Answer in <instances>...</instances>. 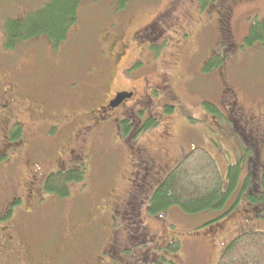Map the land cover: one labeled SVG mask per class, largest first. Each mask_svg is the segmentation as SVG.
I'll use <instances>...</instances> for the list:
<instances>
[{
	"label": "rangeland",
	"instance_id": "1",
	"mask_svg": "<svg viewBox=\"0 0 264 264\" xmlns=\"http://www.w3.org/2000/svg\"><path fill=\"white\" fill-rule=\"evenodd\" d=\"M48 1L50 0H0V109L6 98L5 94L11 91L10 85L15 84L17 89L10 93L11 98L23 100L22 103L27 108V114L18 108L16 113L20 117L17 119L28 122L30 106L42 112V107L47 105L52 112H58L65 106L76 107L75 105L81 104L85 112L89 111L106 95L107 91L101 93L99 89L107 82L98 73L102 68H110H107V63H111L114 57L108 48L115 35L122 31V42L126 41L128 44L124 64L128 65L136 58L139 65L133 70V75H130L132 77L121 74L124 65L115 68L111 78L113 85L131 86L141 91L143 80L148 75L155 79L156 87L163 85L161 82H164V77H169L175 95L173 93L165 97L170 101L166 109H170L176 101V109L180 110L172 114L162 112L158 102H153L148 108L160 120H157L155 127L145 130L139 141L148 159L160 162L163 166L161 175L150 184L138 179L136 170L129 163L134 158L130 149L137 147V140L120 138L122 144H115L112 136L106 134L107 128H100L97 145L87 144L91 149L93 147L95 153L91 161L90 184L87 188L84 181L72 185V195L68 199L61 200L63 198L59 196L58 201L52 204L53 211L57 212V220L62 221L57 230L52 227V234L56 230L57 237L52 255L59 256V251L62 250L63 238L70 229L68 218L72 216L78 223L82 220L85 212L83 201L89 200V195L93 201L108 198L114 204L129 203L125 198L132 200L136 196L152 198L167 174L196 146L205 148L216 158L226 189L230 187L229 167L237 162L241 163L239 181L228 196L227 209L230 212L223 219L217 220L218 224L215 226L214 222L207 224L221 215V212L214 210L191 214L180 206H172L167 212L155 217L151 214L148 223L157 234V239L166 243L163 249L155 250L153 247L147 249L148 253L138 252L136 256L140 257L136 264H173L172 261L177 264H220L221 255L235 237L245 232L264 231V206L252 202L244 189L248 179L250 188L261 189L264 144L257 145L260 148L257 150L263 151L261 163L240 133L232 128L224 129L230 125L228 121L221 116L219 122L215 119L213 107L228 87L240 95V102L245 104L247 110L261 106L263 100L258 96L264 97V45L248 48L242 43V52L227 57L220 68L206 71L204 67L209 56L208 50L216 49L217 42L226 37L225 31L220 30L218 21H215L216 24L214 22V0H130L124 9H119V0H85L81 4L78 20L70 31L69 40L61 48L55 47L47 38L39 37L14 50H6L3 45V21L9 17L24 16ZM252 1L255 4L247 3L246 0L239 2L238 13L241 15L234 23L233 36L236 44L242 42L249 28L245 17L255 15L256 11L259 14L250 23L256 21V18L261 20L264 17V0ZM177 5L186 13L175 24L173 20H169L174 18L171 8ZM150 22L157 27L152 30L156 35H160V27L165 26L162 30L166 40H151L146 35V30L135 38L136 31L143 30ZM185 31L189 36L186 40ZM164 42V52L160 51L158 54L152 46L162 45ZM190 44H193L195 52L191 50L189 53ZM144 73L146 77L141 76ZM24 92L28 94L23 95ZM88 102H91V107H88ZM185 112H188L186 119L194 128L192 131L187 129L190 127L187 122L184 125ZM7 116L0 121V154L15 145L7 133L11 123L6 120ZM165 125L169 126L170 134L162 136L160 133ZM94 132L95 130H91L86 136L89 137ZM60 143L57 139L56 147ZM44 145L47 146L45 151L52 149L50 141ZM32 154L34 157L40 152L34 149ZM28 156H31L28 160L9 159L10 163L16 161L12 165L5 163L7 157L0 159V206L5 200L24 191V188H16V182L17 178L23 179L22 183L24 179L30 178L29 169L33 158L31 154ZM251 170L254 172L250 173ZM88 208L91 209L90 204ZM54 218L52 215V220ZM38 223L44 224V219ZM34 228H47H40L30 222L23 230L26 236L29 235L42 248L41 240L44 235ZM175 242L178 249H174L177 246ZM78 243H81V239ZM75 250L80 252L76 255V264H81V247ZM161 254L164 257L159 261L155 256L158 258Z\"/></svg>",
	"mask_w": 264,
	"mask_h": 264
},
{
	"label": "flooded vegetation",
	"instance_id": "2",
	"mask_svg": "<svg viewBox=\"0 0 264 264\" xmlns=\"http://www.w3.org/2000/svg\"><path fill=\"white\" fill-rule=\"evenodd\" d=\"M246 1L255 4L252 0ZM239 2L240 0H214V22L218 21L220 30L225 31L226 37L217 42L216 49L210 48L208 50L209 56L205 60L204 69L216 56H220L225 63L227 57L236 52H242V47L246 46L244 38L253 23L250 21L259 12L256 11L255 15L245 17L249 28L243 36L242 42L236 44L233 36L234 23L241 15L238 13ZM171 11L174 12L172 14L174 18L170 19L169 22L173 20L175 24L182 20V16L186 13L178 5L172 7ZM162 27L165 26L160 27V35H156L152 30L157 27L150 22L143 30L136 31L135 38L141 36L140 32L146 30L145 33L151 40L162 39L164 41L166 38L163 36ZM120 32L122 31L115 35L111 47L108 48L114 57L111 63H107V68H110H102L98 73L100 78H104L107 82L105 86L99 89L101 93L107 91L106 95L102 101L99 103L97 101L92 107L91 102H88V107H91L89 111L85 112L81 104L75 105L76 107L69 106L66 108L65 106L66 109L62 108L58 112H52V109H48L47 105L42 107V112L30 106V115H28L30 119L26 122L17 119L20 115L16 113L20 107V111L27 114V108L22 103L23 100L11 98L10 93L16 91L17 86L15 84L10 85L11 91L5 94L6 98L1 104L2 109H0V121L8 115L6 120L11 123L7 133L15 145L5 153L0 154V159L7 157L5 163L12 165L16 161L10 163L9 159L24 158L28 160L31 157L28 155L31 154L33 163L29 169L30 178L24 179V183L21 182L23 179L17 178L16 188H24V191L18 192L12 199L5 200L0 206V264H76V255L80 254L75 250L77 247H81V264H136L138 252L148 253L147 249L153 247L155 250L163 249L166 242L162 243L157 239V234L148 223V217L152 214L150 211L151 198H137L136 196L133 198L135 200L125 198L129 203L114 204L108 198L93 201L92 196L89 195V200L83 201L85 212L82 220L78 223L72 216L68 218L70 229L63 238L62 250L59 251V256L52 255V247H54L57 238L55 232L61 227L62 221L57 220V212L52 209V204L58 201L60 197L57 192L47 189V180L52 174L59 171L78 170L82 174H86L83 175V184L87 188L91 182V161L95 154L93 147L91 149L87 144L97 145L99 130L102 126L107 128L106 134L112 136L115 144H122L119 141L120 138H125V140L135 138L137 140V147L133 146L130 149L134 158L129 163L136 170L138 179L150 184L152 180L161 175L162 164L148 159V155L144 153L140 144L139 137L145 130L149 129L148 125L152 119L160 120L152 110L148 109L153 102H158L162 112L167 111L172 114L180 111L176 109L175 98L172 107L166 109L170 101L166 100L165 97L173 93L175 95V91L169 77H164V82H161L163 85L156 87L154 86L155 79L149 75L148 77L146 73L141 75L147 76L143 80L144 84L141 91L131 86L116 87L113 85L111 78L115 68L124 65L121 74L126 77L133 75V70L139 65L136 58L128 65L124 64L128 44L126 41L122 42L123 36ZM184 34L186 40L189 37L187 31ZM192 46L193 44H190L189 53L191 50L193 52L196 50ZM164 47L165 42L162 45L152 46L158 54L161 53L160 51L164 52ZM155 65L156 63L153 66ZM220 66H223V63L215 68H220ZM121 92H128L132 96L121 101L118 106H112L111 102ZM27 94V92L23 93V95ZM259 94L262 93L259 92ZM239 96L233 88L228 87L224 91L223 97L217 101V106L215 105V119L219 122V116H221L228 121L230 125L228 124L226 128L223 126L224 129L232 128L240 133L242 138L251 145L255 156H257V161L262 163L263 151L257 150L260 149L257 148V145L264 144V97L263 95L258 96L259 99L263 100L260 104L262 107L256 106L254 110H247L245 104L240 102ZM87 98L89 97L87 96ZM230 98L233 100L231 101ZM187 113H184V125L186 122L190 125L186 119ZM82 115L88 117L83 118ZM190 127L187 129L194 130L191 125ZM17 128L18 131L15 136L12 131ZM168 129L169 126L165 125L160 134L162 136L169 135ZM91 130H95V132L89 137L86 136L87 132ZM57 139L61 143L56 147ZM48 141H50L52 149L45 151L47 146L44 143ZM40 143L43 145L41 146ZM73 146L75 147L73 148ZM34 149H37L40 154L33 157L32 151ZM74 184L78 183H67L70 190ZM71 195L72 193H70ZM70 196L62 197L61 200H66ZM89 204L91 209L88 208ZM52 215L55 217L53 220ZM42 218L44 224L40 225L38 221ZM30 222L40 228H47L42 230L34 228L44 235L41 240L42 248L32 241L29 235L24 234L23 230ZM52 227L56 229L53 234ZM79 239H81V243H78ZM155 243L158 245L156 246ZM143 248L146 250L143 251ZM163 257L162 254L158 258L155 256L159 261ZM172 262L177 264L175 261Z\"/></svg>",
	"mask_w": 264,
	"mask_h": 264
},
{
	"label": "trees",
	"instance_id": "3",
	"mask_svg": "<svg viewBox=\"0 0 264 264\" xmlns=\"http://www.w3.org/2000/svg\"><path fill=\"white\" fill-rule=\"evenodd\" d=\"M83 1L85 0H50L24 16L7 18L3 21L5 49L14 50L39 37H45L55 47H61L78 20ZM129 2L130 0H119V9L126 8ZM244 44L249 48L264 45V17L252 23ZM222 63V58L216 56L205 70L211 71ZM206 106L213 111L207 103ZM213 107L215 110L216 106ZM157 123V120L152 119L148 128L155 127ZM17 131L18 128L14 129L12 134L16 136ZM228 170L230 187L226 189L216 158L205 148L194 147L180 159L155 190L151 198V213L156 215L167 212L172 206H180L191 214L214 210L221 212V215L207 224L214 222L217 225L216 221L230 212L227 209L228 196L239 181L241 163L232 164ZM253 172L254 170L250 171ZM83 175L78 170L59 171L48 178L47 189L57 192L61 197L70 196L71 190L67 183L83 182ZM249 183L248 179L244 189L251 201L264 206V176L261 189L250 188ZM174 249H178V244ZM139 257L136 256V259ZM220 264H264V231L245 232L235 237L221 255Z\"/></svg>",
	"mask_w": 264,
	"mask_h": 264
},
{
	"label": "water",
	"instance_id": "4",
	"mask_svg": "<svg viewBox=\"0 0 264 264\" xmlns=\"http://www.w3.org/2000/svg\"><path fill=\"white\" fill-rule=\"evenodd\" d=\"M131 96H132V94H130V93H126V92L119 93L117 98L114 101H112L111 104H112V106H118L121 103V101H123L124 99L129 98Z\"/></svg>",
	"mask_w": 264,
	"mask_h": 264
}]
</instances>
